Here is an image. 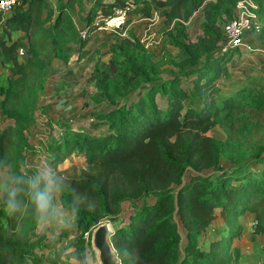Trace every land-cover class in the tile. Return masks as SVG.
Instances as JSON below:
<instances>
[{"label":"trees","instance_id":"1","mask_svg":"<svg viewBox=\"0 0 264 264\" xmlns=\"http://www.w3.org/2000/svg\"><path fill=\"white\" fill-rule=\"evenodd\" d=\"M33 1L14 9L5 19L6 27L28 32ZM257 1V14L263 16L264 0ZM74 2L66 0L58 5L53 22L57 35L50 31L44 34L54 38L55 55L64 61L69 57L64 47L71 50L72 45H66L67 32L62 28L69 30L72 42L78 39L76 25L66 13ZM235 2L92 0L86 23L91 24L99 14H110L115 8L125 6H135L146 16L156 10L167 19L185 20L202 5L203 27L213 30L219 8H226V4L233 7ZM262 33L263 28L259 38ZM261 41L264 45V38ZM83 43L84 40L79 42L81 46ZM25 44L20 36L0 45L1 112L16 120L25 116V111L21 112L16 104L23 103L26 94L17 85L26 75L27 65L33 64L30 60L17 59V47ZM37 48V43L32 42L27 53L30 51L34 56ZM235 50L232 47L214 50L192 70L151 82L140 100L94 113L96 131L85 126L74 128L66 121L54 146L50 144L56 160L69 149H76L84 157L85 166L78 169V174H63L72 187L60 198L61 205L73 215L78 231L90 233L102 219L115 218L123 200L132 202L127 222L115 228L110 236L120 264H240V246L232 244L243 234L239 217L246 212L255 214L253 232L264 235V139L248 153L262 165L261 176H254L250 170L229 174L219 170L212 180L210 175L200 173L209 167L221 169L217 164L222 147L206 134L212 119H219L226 129L244 132L247 125L238 121L240 117L264 118V76L247 73L233 90L223 92L220 88L225 63ZM144 65L148 66L146 60ZM157 94L162 102H158ZM2 142L0 137V158ZM187 168L192 172L183 181ZM146 195L151 199L136 203V199ZM217 208L230 229L210 240L209 249L205 250L200 240L215 218ZM36 226L30 215L9 217L0 208V264L40 263L41 257L34 248L41 243V236L31 238ZM14 227H23L21 234L12 232ZM180 227L184 229V239ZM84 243L83 236L77 235L74 248L66 256L85 264Z\"/></svg>","mask_w":264,"mask_h":264},{"label":"rangeland","instance_id":"2","mask_svg":"<svg viewBox=\"0 0 264 264\" xmlns=\"http://www.w3.org/2000/svg\"><path fill=\"white\" fill-rule=\"evenodd\" d=\"M36 1L40 3L36 4ZM46 1H33L30 11L32 24L28 32L14 30L21 32L15 35L14 39L23 36L27 48L32 42L37 43L39 47L36 55L32 56L29 51L24 57L17 58L18 61L33 62L32 65H27L26 75L17 85L20 92H26L24 104H20V101L16 104L19 109L21 108V112L25 111L24 118L16 120L15 117L1 115L0 121L2 158L17 163L20 168L35 166L42 155L52 157L54 150L49 146L50 144L54 146L63 128L62 124L66 121L72 123L74 128L85 126L96 131L98 123L94 113L130 105L140 100V95L151 82L165 80L177 74L182 75L187 70L195 68L194 66L204 61L212 51L221 48L224 36L223 22L230 18L235 9V3L233 7L226 4V8H219L215 28L206 30L203 27L205 12L202 6L185 20L177 17L167 19L162 12L156 10L146 16L135 6H130L127 21L121 30L105 31L99 29L98 25H93L95 20L99 24L102 17L109 15L102 13L89 24L86 37L82 38L80 30L87 25V9L92 0H75L74 4L67 8L66 13L76 25L78 39L76 43L72 42L69 30L62 28L67 32L64 36V41L68 42L66 45H72L71 50L64 47L65 53L69 51V57L64 61L55 55L54 38L44 37V34L50 31L54 36L57 35L58 29L53 25L54 18L58 5L66 0ZM27 3L28 0H22L17 9ZM188 19L187 23L183 22ZM259 19L263 28L262 35L258 37V44H261L263 43L261 39L264 38V13ZM4 37L6 35L0 30V45L3 41L10 40ZM81 40H84L83 46L79 44ZM150 40L154 43L149 44ZM262 51L264 52V45L254 51L246 50L244 47L235 50L232 58L225 63L220 81L221 90L223 92L233 90L244 80L247 73L264 76ZM252 53L255 54L251 56ZM144 60L148 62V66L144 65ZM15 76L19 74L16 73ZM156 98L158 102L163 101L159 94ZM247 118L251 120L245 121ZM255 118L248 116L238 119L240 123L247 125L244 132L226 129L219 119H212L206 134L222 147L217 164L221 169L214 170L209 167L202 169L201 174L210 175L212 180L219 170H224L228 174L250 170L254 176H261L262 165L248 154L264 139V118L259 120ZM54 163L57 170L64 175L78 174V169L85 166L82 153H78L76 149L62 153L57 160L54 158ZM190 172L192 170L187 168L183 181L188 178ZM150 199L151 196L146 195L136 199V203ZM57 203L62 214L44 227L46 240H50L51 235L56 232H61L62 238L76 232L83 236L86 242L85 264H99L96 252L90 246V233L77 231L73 215L61 205L60 198ZM131 211L132 202L125 199L121 202L120 211L115 218H104L101 221H106L113 232L115 228L127 222ZM219 211L218 208L214 211L215 218L206 227L200 240V246L205 250L209 249L210 240L230 229V225L226 224ZM239 222L243 227V234L232 244L240 246L242 261L239 257V263L264 264L263 235L253 232L255 214L246 212L239 218ZM22 228L14 227L11 231L21 234ZM180 233L184 239L185 232L182 227ZM34 234L31 235L32 239L39 236L36 232ZM86 251L84 250L85 253ZM44 252L47 258L52 257L51 251ZM40 262L42 263V258ZM30 264H33L32 261ZM78 264L82 262L79 261Z\"/></svg>","mask_w":264,"mask_h":264},{"label":"clouds","instance_id":"3","mask_svg":"<svg viewBox=\"0 0 264 264\" xmlns=\"http://www.w3.org/2000/svg\"><path fill=\"white\" fill-rule=\"evenodd\" d=\"M63 177L51 156L42 155L30 168L0 158V208L6 216L30 215L46 227L62 214L57 201L72 187Z\"/></svg>","mask_w":264,"mask_h":264},{"label":"built area","instance_id":"4","mask_svg":"<svg viewBox=\"0 0 264 264\" xmlns=\"http://www.w3.org/2000/svg\"><path fill=\"white\" fill-rule=\"evenodd\" d=\"M21 1L22 0H0V13H10L20 5ZM258 8L259 4L257 0H236L233 16L223 22L222 29L224 36L220 48L221 50H227L231 47L237 49L244 47L246 50L254 51L263 46L258 44V36L262 30V22L257 14ZM129 9V6L116 8L112 14L102 17L99 24L96 20L92 24L98 25L99 29H104L105 31L121 30L127 21ZM188 21L189 19L183 22L187 23ZM88 29L89 24L80 30V36L82 38L86 37ZM150 41L148 42L149 44L154 43L153 40ZM257 45H259V47ZM26 53V44L17 47L18 59L24 57Z\"/></svg>","mask_w":264,"mask_h":264},{"label":"crops","instance_id":"5","mask_svg":"<svg viewBox=\"0 0 264 264\" xmlns=\"http://www.w3.org/2000/svg\"><path fill=\"white\" fill-rule=\"evenodd\" d=\"M11 14H12V11L10 13H5V14L0 13V30H1V32H4V34L6 35V37H4V38H8V39L10 38V40L8 42H11L12 40H14V36L21 33L20 31L10 30L8 27H6L5 19ZM5 31H7V32L5 33ZM262 53L264 54L263 51H262ZM254 54L255 53H252L251 56ZM0 69H1V61H0ZM5 70L8 73H10L9 68L7 66H5ZM1 99H2V95H0V101H1ZM0 104H1V102H0ZM1 115L5 116L1 112V106H0V121H1V117H2ZM244 215H241V216H244ZM35 232L39 236H41V238H42V239H40L41 243L34 248V252H36L42 258V263L40 262L39 264H45L47 254L44 251H51L52 252V254H51L52 257L47 258L46 264H78L79 263L80 260L76 259L75 257L66 256V252L70 251L74 248L73 242L78 235V234H76V232H73L74 235L69 234L67 236V238L66 237L65 238L60 237L61 232H59V233L56 232V233L51 235L50 240H46V236L44 235L45 234L44 226L41 227V225L37 224V226L35 228ZM263 240H264V235H263ZM47 241H52V242H47ZM85 245H86V242L84 243V250L86 251ZM90 246H91V244H90ZM263 247H264V243H263ZM91 248H92V246H91ZM92 250H93V248H92ZM240 256H241V254H240ZM85 258L87 259V251L85 253ZM240 261H242L241 257H240Z\"/></svg>","mask_w":264,"mask_h":264},{"label":"water","instance_id":"6","mask_svg":"<svg viewBox=\"0 0 264 264\" xmlns=\"http://www.w3.org/2000/svg\"><path fill=\"white\" fill-rule=\"evenodd\" d=\"M111 234V227L106 221H100L91 231V246L99 264H120L110 239Z\"/></svg>","mask_w":264,"mask_h":264}]
</instances>
